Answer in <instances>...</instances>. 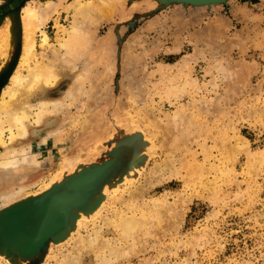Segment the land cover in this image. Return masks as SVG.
<instances>
[{
    "label": "rangeland",
    "instance_id": "obj_1",
    "mask_svg": "<svg viewBox=\"0 0 264 264\" xmlns=\"http://www.w3.org/2000/svg\"><path fill=\"white\" fill-rule=\"evenodd\" d=\"M29 1L8 0L0 6V17L4 18L0 23V38L8 25V13ZM32 1L38 9L41 0ZM76 1L79 0H57L48 9L47 21L41 29L48 36V44L40 46L38 29L21 24L17 31L21 38L14 43L16 63L20 48L28 44L30 36L36 44L35 57L53 55L62 27L71 23V7ZM107 1L110 4L100 19L87 24L85 33L90 37L86 38L84 54L88 57L83 54L84 57L77 58L78 63L67 67L57 64L61 76L47 90L46 99H63L73 79L84 68L85 72L88 70L86 74L91 73L88 77L81 74L86 78L82 83L86 91L78 101L66 102L69 108L62 106L61 113L57 110L48 116L56 122L52 130L48 127L47 142L51 140V145L44 146L45 129L40 137L21 138L14 145L27 151L32 146L38 159L29 164L20 157L11 171L0 170V176L5 179L0 181V193L8 192L12 184L25 185L19 202L16 200L14 205L10 203L6 207L0 205V211L14 212L23 207L21 201L27 198L43 195L41 199L45 200L46 191L54 186L55 195L64 193L59 184L63 181H58L61 176L66 175V180L83 170L102 167V177L82 188L85 199L79 195L81 199L75 201L76 205H85L102 186L114 180L119 182L123 174L133 173L131 183L121 181L118 188L124 189L113 192V197L114 194L120 197L118 203L107 206L109 196L100 217L73 233V237L79 233L77 239L92 237L102 227L98 243L84 251L77 264H102L98 256L108 258L109 248H125L137 238L136 247L131 245L129 254L114 255L115 259L110 254V262L106 264H264V114H260L264 112V0H225L216 5L175 0ZM4 62L1 54L0 67ZM22 66L24 73L27 65ZM101 73L100 80L96 75ZM91 76L98 85L87 80ZM36 97L37 94L32 96L33 102ZM136 136V140L132 139ZM147 139L151 144H147ZM227 148L231 156L223 161L222 151ZM193 164L199 168L196 167L197 181L192 176L196 173L189 169ZM166 165L173 166H169L173 176L168 175ZM157 166H163L165 172L157 173L163 168ZM176 170L178 174H174ZM37 180L39 183L28 187ZM130 194L137 199H132ZM63 197L67 205L71 203L68 201L71 195ZM51 200L40 207L47 206ZM132 204L138 208L131 207ZM122 213L138 217L135 219L142 226L135 232L136 239L127 241L131 242L128 245L116 229L104 224L107 218L118 221ZM35 218H39L38 211L32 214V219ZM159 218L163 220L160 223ZM71 238L57 244L60 241L55 242L51 237L54 243H49L50 248L44 252L49 257L42 263L45 256L37 254L26 258L37 256L33 260L16 258L14 261L19 263H10L12 258L5 257L2 264H61L73 252L75 241ZM16 243L15 238L10 241L12 246ZM24 248L22 242L19 249Z\"/></svg>",
    "mask_w": 264,
    "mask_h": 264
},
{
    "label": "bare ground",
    "instance_id": "obj_2",
    "mask_svg": "<svg viewBox=\"0 0 264 264\" xmlns=\"http://www.w3.org/2000/svg\"><path fill=\"white\" fill-rule=\"evenodd\" d=\"M176 1H178V0H175V2ZM56 2H57V0H41L40 7L37 9L34 1L31 0V1L27 2L23 7L19 8L17 10L13 9L12 11H10L8 13V18H7L8 25L6 27L5 32L2 33V36L0 38V43L2 44V45H0V52L5 58V62L0 67V79H1V82L3 84V85L0 86V170L11 171L12 168L17 164L18 159L20 157L22 158V160L26 161V163L34 164L35 161H37L36 159H38L37 158L38 154L36 153L35 150L32 149V146H29V149H28L29 151H27V150H25L24 148H21V147L20 148H17V147L15 148L14 145L21 138L24 139V138H26L28 136L29 137H33V138H36V137L38 138V136L40 137L42 135L40 133H41V131H43V129H45V131H47V133L45 132V134H43V137H42V139L44 141V146H47L49 143L51 145V142H52L51 140L47 142L48 135L50 134V131H48V127H49V130L50 129L52 130V128L55 126L56 122H55V120H53V121L50 120L48 118V116L50 114L58 112L57 110H59V109H64V108H62V106L63 107L67 106L66 108H69L68 104H70L71 102H74L76 99L78 101V98L80 96H83L82 95L83 92L86 91V89H84L85 91L83 90V87H84L83 86V84H84L83 82H85L84 81V80H86L85 77H88L87 74H89V73L86 74V72H88V70L86 69V72H85V70H84L85 68H84L82 70L83 72H81V74H83V73L86 74V75H84L85 77L83 75H81V74L77 75V77H75L73 79L69 89L64 93L63 99H61V100H59V99L58 100L57 99L56 100H49L48 98L46 99L47 90H49L50 88L55 86V84L60 79L61 73H59L58 65L62 64V66H65V67H67V65H71V64L74 65L75 63H78V59L77 58L80 59L81 56H83V54L85 53L84 47H87V45H88L87 41H86V38L88 39L90 37V36L89 37L86 36V33H85V30H86V28L88 26L87 24L90 23L93 19L94 20L100 19V17L103 14L102 12L104 10H107V6H109V4H110V3L108 4L107 0H90V1L89 0L88 1H80L79 0V1H76V3L73 4L72 7H71L72 8L71 23H70V25L68 27L67 26H63L62 27L61 35H59L60 37H58V40H57V42L59 41L58 44H57L58 48H56L52 52L53 55L49 56V58H45L44 56H41L40 58L39 57L38 58L35 57V53L34 52L36 50V46H35L36 44H35V40H34V38L32 36L29 37L28 44L25 47L20 48V52L21 53L19 55V62L17 61V63H16L15 62V58H13L14 54L16 53L15 52L14 43H17V40L19 38H21V37H19V35L17 33V31L20 28L21 24L25 23L28 27H34V28L38 29V31L41 34L40 35L41 36V44H40V46L48 44L47 43L48 36L41 29H42V27H44V24L47 21L48 9L53 7V5H55ZM7 3H8V0H0V6L6 5ZM211 4H215L216 5L218 3H211ZM3 19H4L3 17H0V23H2L4 21ZM84 35H85V37H84ZM86 53H88V52H86ZM87 55H85V56H87ZM126 57H128V56H126ZM132 57H133V55H132ZM16 58H17V56H16ZM57 59H58V61H55ZM190 62H192V61H190ZM190 62H189V64H190ZM97 63H99V62H97ZM126 63H127V61H126ZM23 64L25 66L27 65L25 67L26 71L24 73L21 70L23 68V66H22ZM163 67L164 66H162V68ZM180 67H182V66H180ZM185 67H186V64H185V66H183V68L185 69ZM19 68H20V70H19ZM162 68H161V71H162ZM164 69H165V67H164ZM8 70H11V72L9 74H8ZM108 70H109V68H108ZM104 71H105V69H104ZM166 73H169V70H168V72L166 71ZM100 75H102V73L99 74V75H96V76L98 77V79L100 78V80H101L102 77ZM128 76H129V74H128ZM188 76L189 75L187 74V77ZM91 77H92V79L87 78V80H91L92 81L94 79L93 78L94 76H91ZM83 78H85V79H83ZM106 80H107V77H106ZM96 81L97 80H95V81L93 80L90 83H94V82L96 83ZM165 82L168 83V82H170V80L169 81H165ZM128 83L129 82H127V85H128ZM92 87H94V86L92 85ZM178 88H180V87H178ZM177 89H176V91H177ZM131 90H133V89H131ZM178 90L182 91V89H178ZM56 91H57V89H56ZM93 91H95L94 88H93ZM127 91H129V90H127ZM174 91H175V89H174ZM50 92H52V91H50ZM90 92H92V90ZM92 93H89V94H92ZM167 93H168V91H167ZM179 93H180V91H179ZM36 94H37V97H36L37 100H36V102L35 101L33 102L32 101V96H34ZM89 94L87 93L86 95L89 96ZM174 94H175V92L173 93V95ZM92 95H90V98H91ZM131 95H134V94L132 93ZM174 96H177V95H174ZM97 97L98 96H96V98ZM99 97L101 98V95ZM90 98H89V101H92V100H90ZM92 99H93V97H92ZM87 100H88V98H87ZM94 100H96V99H94ZM66 102H68V104ZM91 104L94 105L93 107L96 106L93 103H91ZM92 105H90V108L92 107ZM85 108H86V106H85ZM85 108H84V110H85ZM90 108H87V109L91 110ZM66 110H68V109H66ZM59 112H60V110H59ZM62 113L66 114L65 112H62ZM184 113H186V112H184ZM260 114H264V112L260 113ZM176 115H178V114H176ZM76 118H78V117H76ZM79 118H80V116H79ZM175 118H176V116H175ZM175 118H174V120H175ZM166 119H167V117H166ZM179 119H180V114H179ZM261 119H262V117H261ZM181 120H183V119H181ZM147 121L149 122V120H147ZM151 122H152V120H151ZM170 122H172V121L170 120ZM179 122H180V120H179ZM169 124H171V123H169ZM31 125H33V126L31 127ZM59 125H61V124H59ZM153 125H154V127H158V126H155V124H153ZM63 126H64V124H63ZM164 126H163V128H164ZM160 127H159V129H160ZM60 128H62V127H60ZM57 130H58V128H57ZM165 133H166V131H165ZM140 134L143 136L142 133H140ZM137 136L136 137H132V139L136 140ZM160 136L162 137V135H160ZM144 139H146V138H144ZM164 140H166V139H164ZM164 140H162V141H164ZM43 141H42V143H43ZM53 142H55V141H53ZM146 142H147V144H151V142L148 139H147ZM164 142H166V141H164ZM183 144H182V146H183ZM27 145H29V144H27ZM165 145H166V143H165ZM224 149H225V146H224ZM227 149L228 150H226V151H222V152L225 153L223 161H225V159L228 160L230 158V156H231V151H229V148H227ZM129 150H130L129 153L132 155L133 152H131V149H129ZM172 150H173L172 152H174V149H172ZM186 150H187V148H186ZM115 151H116V149H115ZM143 151H144V148H143ZM116 152H118V151H116ZM151 152H152V149H151ZM142 154H143V152H142ZM166 155H168V153ZM181 157H182V155H181ZM177 160H179V159H177ZM184 160H185V158H184ZM191 161H193V160H191ZM186 162H187V160L183 162L184 165H185ZM23 163H25V162H23ZM26 163L24 164L25 166L24 165H22V166L26 167V165H27ZM38 163L39 162H37L36 164H38ZM188 163H187V165H188ZM194 165L195 164L189 165V166H192L189 169L193 173H196V174L192 175L193 176V180H196L198 178V172L197 171H198L199 168L197 166H194ZM20 166H21V164L19 165V167ZM169 166H171V165H169ZM169 166L166 165L165 169L169 170V172H170L171 171L170 168L173 167V166H171V167H169ZM157 167H160V166H157ZM162 167H160V168H162ZM183 167L185 168V166H183ZM183 167H182V164H181V168H183ZM251 167L252 166H250L249 168L251 169ZM80 168H82V167H80ZM187 168H188V166H187ZM189 169H187V171H189ZM161 171H164V167L162 169H159L157 171V173H161ZM202 171H203V169H202ZM222 172L224 173L225 171H223V169H222ZM172 173L170 172V173H168V175L169 174L172 175ZM67 174H69V173H67ZM132 174L133 173H131V176H132ZM174 174H178V171L176 170V172ZM154 175H155V173H154ZM199 175H200V173H199ZM65 176H61L62 178H60V180H58V181H63L62 183H59V184L60 185L64 184L67 187H70L69 185H67V184H69V182H71L72 184H77V183H82L84 180L87 179L86 175L83 174V173L80 174L78 177H76L74 179L69 177V178H67L65 180ZM131 176L127 175V174L126 175L123 174V176L119 177V179H118L119 182L114 180L113 183H111V184H109L107 186H102L89 202H87L85 205L84 204L77 205L78 206L77 209L70 210V213H69L68 217H67L66 210L64 208H60L58 206V204H60L63 207L67 206V204L64 201H62V200H64L63 195H68L67 193L58 194L59 197L52 198V200L49 202V204L47 206H44L42 208L40 207L39 210L37 209L39 218H35L34 220L32 219V215H30L28 213V211H27L28 210V206L26 204H24L23 207L21 206V207L17 208L16 211H14V212H12V210H11V211H6V212L2 213V215H1L2 219L0 221V243H2L4 245H7V244L10 243V241L12 239L15 238L17 243L15 245H13V249H14V251H17L19 253V255L23 258V259H21V261H22V260H26V258H28V257H32V256L37 255V254H39V256H41L42 255V249L41 248L44 246V243L51 237L54 238L55 242H56V240L60 241V242H57V244L62 243L63 241L67 240L68 238L72 237L71 241H73V242L75 241L74 242V248L72 249L73 252L70 255L68 254L69 256H67L66 259L61 264H77V263H79V261L81 259V256L83 255V252L84 251L86 252L87 249H92L91 247H95L94 245H96L98 243V240H99L98 239V235L100 236V232L102 231L101 230L102 227L98 228L94 232V235L92 237L91 236H86L84 238L80 237V239H77V235L79 233L76 236L74 235V237H73V233L78 231V230H80V229L82 230L83 227H86L88 224L95 222L93 220H95L96 217H100L99 214L101 213V209L103 208V205L107 204V202L105 200L106 198H108V200H110L109 196L111 197V200L109 201L107 206H109L111 204L114 205L115 202L118 203L120 197L119 198L116 197L115 194H114V197H113L112 194H113V192H115V191L117 192L118 191V189H119L118 185H120L119 183L121 181L122 182H126L128 184L131 183L132 180H133L131 178ZM169 176H167V177H169ZM157 177H159V175ZM0 181H3V182L5 181V179H4V177L2 175L0 176ZM38 181L39 180H37L36 183H34V182L32 184L30 183V185L29 186L27 185V186L30 187L33 184H37V183H39ZM128 184L126 186H128ZM24 186L23 185H15L14 186L12 184L10 186L12 189L8 190V192L0 193V202H1L0 205H1V207L2 206L6 207L10 203L12 205H14L16 203V200L18 201L19 198L21 199L22 197H20L19 194H22V192L25 190ZM28 187H26V188H28ZM206 187H208V185H206ZM55 189H56V187H55ZM122 189H124V187H122ZM122 189H119V190H122ZM76 192L77 191H75L74 194ZM23 196H25V195H23ZM130 197L132 199H134V200L137 199V197L135 198V195H132V194H130ZM130 197H128V199H130ZM132 199H130V200H132ZM69 200H70V198H69ZM21 202H23V201H21ZM121 202H122V200H121ZM128 202H129V200H128ZM154 203H156V202L154 201ZM131 207H134L135 209L138 208V207H136V205L133 206V204L131 205ZM131 207H129V208H131ZM135 209H134V211H135ZM121 215H124V216H121ZM121 215H120V218H119L118 221H115L112 218H111L112 220L108 219L105 216V218H107V219L104 220L105 221L104 224H106L105 225L106 227H107V224H108V225L112 226L114 229H116L119 232L120 237L124 241H126V243H127V241L132 239V237L134 238L136 230H138L139 228H142V226L140 224V226H141L140 227L138 222H137L138 220L135 219V218H138V217H134V216H130V215H126L125 216L124 213H122ZM151 215H153V214H151ZM159 215H161V214H159ZM155 216H156V214L153 216V218ZM157 216H158V214H157ZM102 217L103 216L101 215V218ZM161 218H159L160 220H157V221H159V223L162 222L163 220H165V217H164V219L162 218L163 219L162 221H161ZM150 219H151V222H152V217ZM90 221H93V222H90ZM88 222H90V223H88ZM152 227H154V226H152ZM145 232H147V231L145 230ZM147 235H148V233H147ZM143 236H146V235H143ZM135 239L136 238H134L133 240H135ZM136 240H135V243H136ZM22 242L25 243V248L23 250L19 249L21 244H22ZM73 242H72V244H73ZM107 242L111 243L109 240ZM128 243H127V245H128ZM134 244H133V242L131 243L132 246H135ZM131 245H128V246H126L125 248H122V249H118V248L116 249L114 247H113L114 249H111V248L108 247L109 248L108 251L110 250L109 257L111 255H113V256L114 255H116V256L118 255V257H119V254H121V255H123V254L125 255V253L129 254V251H131L130 248L132 247ZM59 248L61 249L62 246H60V247L57 246V249H59ZM43 255L45 256V258L43 260H41V263L43 261H45L49 257V256H47L48 254H43ZM5 257L8 258V256L6 254H4V252L0 251V264H2V260L1 259H4ZM98 258L100 259V262L102 264H106V263L110 262L108 258L101 257V256H98ZM115 258H117V257L114 256V259ZM10 259L11 258H9V260ZM11 261H12V263H14V262L19 263L17 261H14L13 258L10 260V263H11ZM6 262H7V260H6Z\"/></svg>",
    "mask_w": 264,
    "mask_h": 264
},
{
    "label": "water",
    "instance_id": "obj_3",
    "mask_svg": "<svg viewBox=\"0 0 264 264\" xmlns=\"http://www.w3.org/2000/svg\"><path fill=\"white\" fill-rule=\"evenodd\" d=\"M178 1H181V2H190V3H194V4H206V3H220V2H224L225 0H178ZM102 170H103L102 167H97L94 170H83L80 174H82V173L85 174L86 177H87V179L84 180L82 183L72 184L71 182H69V184H67V185H69L70 187H67L64 184H61L60 185V187L65 190V192L63 194L67 193L68 195H71L69 202L71 201V199H73L71 201V203H68L67 207L65 208V210L67 212V217L69 216L70 210L77 209L78 208V206L76 205L75 201L81 199L80 196H83L82 195V191H81L82 188L85 185H87V184H92L94 182V179H96L95 180V183H96L98 181V178L100 179L102 177L100 175L103 172ZM80 174L78 173L77 176H75L74 178L78 177ZM71 178L74 179L73 177H71ZM90 180H93V181L90 182ZM54 191H55V188L54 187H52L50 190L46 191V193H45L46 194L45 200H42L41 199V197H43V195H42V196H38V197H35V198H27V200H23L22 203L23 204H26L28 206V210H27L28 213L30 215H32V214L34 215V214H36L37 209L41 205L47 203L52 198L59 197L58 194L55 195ZM75 191H77V192H76L75 195H73ZM84 199H85V197H84ZM69 205H71V207H68ZM33 209H35V210H33ZM1 215H2V211H0V217H1ZM50 242H53L54 243V240H52L51 238L48 239L45 242L44 246L41 248L42 249V255L48 249V245H49ZM0 251L1 252H4V254L8 255V257L13 258V260H15L16 258H19L20 260L23 259L19 255V253L17 251H14L13 246L10 243L7 244V245H4V244L0 243ZM35 258H30V259H27V260H33ZM27 260H23V261H27Z\"/></svg>",
    "mask_w": 264,
    "mask_h": 264
},
{
    "label": "crops",
    "instance_id": "obj_4",
    "mask_svg": "<svg viewBox=\"0 0 264 264\" xmlns=\"http://www.w3.org/2000/svg\"><path fill=\"white\" fill-rule=\"evenodd\" d=\"M1 30V29H0Z\"/></svg>",
    "mask_w": 264,
    "mask_h": 264
}]
</instances>
